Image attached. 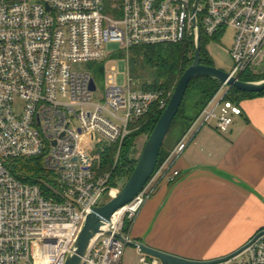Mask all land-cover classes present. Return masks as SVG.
Masks as SVG:
<instances>
[{
	"label": "built area",
	"instance_id": "1",
	"mask_svg": "<svg viewBox=\"0 0 264 264\" xmlns=\"http://www.w3.org/2000/svg\"><path fill=\"white\" fill-rule=\"evenodd\" d=\"M228 30L233 35L227 52L234 60L229 73L238 78L258 73L264 64V0H0V264H65L87 216L101 198L120 192L109 183L112 172L101 173L97 150L104 142L122 148L136 123L155 105L165 109L173 94L143 89L132 77L120 85L110 75L104 98H98L95 72L83 67L115 54L107 50L111 43L120 44L129 58L134 47L197 45L203 33L223 37ZM229 88L222 84L80 264H123L146 201L162 179L180 176L174 164L192 129L214 125L225 133L242 114L226 97ZM40 156L54 182L23 181L8 167L10 160ZM139 251L141 262L161 264ZM220 264H264V229Z\"/></svg>",
	"mask_w": 264,
	"mask_h": 264
},
{
	"label": "crops",
	"instance_id": "2",
	"mask_svg": "<svg viewBox=\"0 0 264 264\" xmlns=\"http://www.w3.org/2000/svg\"><path fill=\"white\" fill-rule=\"evenodd\" d=\"M238 105L242 114L228 132L214 125L192 129L174 164L180 176L159 182L132 227V240L212 260L234 253L264 229V94Z\"/></svg>",
	"mask_w": 264,
	"mask_h": 264
},
{
	"label": "trees",
	"instance_id": "3",
	"mask_svg": "<svg viewBox=\"0 0 264 264\" xmlns=\"http://www.w3.org/2000/svg\"><path fill=\"white\" fill-rule=\"evenodd\" d=\"M213 38L216 37L202 34L201 61L205 65L215 66L208 50V44ZM195 52L196 45L192 41L134 47L130 52V61L141 65L145 70L147 69L148 75L152 76V79L142 80V83L139 85L141 88L146 90H162L168 93L170 91L174 92L181 76L193 64ZM103 72L104 65H98L95 72L97 76H101ZM241 79L244 81L262 80L264 79V72L254 73L248 71L242 74ZM222 84L218 79L206 76L192 79L180 110L163 145L157 168L168 157L170 149L190 130L201 112L220 90ZM263 94L264 91L246 92L240 91L235 87H230L226 97L239 104L244 98ZM165 109H159L155 105L150 113L136 123L138 128L125 140L118 160H116L118 148L116 144L99 147L97 151L101 153V173L112 172L109 181L112 186L119 187L120 180L129 179L138 163L135 151L137 137L143 134L150 136ZM174 130L179 131L178 136L171 145L167 146L168 139ZM8 167L16 177L23 181L37 182L44 180L54 182L52 174L44 166L43 156L13 159L9 161ZM128 227L127 223V229Z\"/></svg>",
	"mask_w": 264,
	"mask_h": 264
},
{
	"label": "water",
	"instance_id": "4",
	"mask_svg": "<svg viewBox=\"0 0 264 264\" xmlns=\"http://www.w3.org/2000/svg\"><path fill=\"white\" fill-rule=\"evenodd\" d=\"M202 42L201 36L196 45V52L193 64L184 72L179 79L177 86L171 96L168 106L163 112L160 120L149 136L143 151L138 159V163L120 192L112 197L105 204H99L87 216L85 224L75 243L73 252L68 256L65 264H80L82 257L89 250L94 239L103 231L104 227L111 221L113 215L132 202L134 198L144 189L152 178L160 158V154L173 125V122L183 103L185 94L192 79L206 76L218 79L222 83H227L230 87H235L240 91L262 92L264 91V79L258 81H244L241 78L232 76L231 73L218 68L217 66L205 65L202 63ZM92 90L96 89L94 79L91 81ZM241 247L234 253L212 260H193L177 255H173L145 244L137 243V247L145 254L158 258L162 264H220L228 261L232 257L245 250L248 245Z\"/></svg>",
	"mask_w": 264,
	"mask_h": 264
},
{
	"label": "rangeland",
	"instance_id": "5",
	"mask_svg": "<svg viewBox=\"0 0 264 264\" xmlns=\"http://www.w3.org/2000/svg\"><path fill=\"white\" fill-rule=\"evenodd\" d=\"M232 35H233V31L228 30L223 37L213 38L208 44V50L211 54L215 66L227 72H230L234 67V60L227 52V49H229L232 45ZM107 50L111 52H115V54L107 57L103 62L100 63L104 65V72L102 73L101 76H97V74L95 73L97 86H98L96 97L104 98L107 78H109L110 75H115L116 82L120 85H125L129 77H132V79L135 80V82L138 85H140L142 83V80L144 79H152V76L148 75L147 69L145 70V68H142L141 65L135 64L134 62L130 61V57L128 58L126 51L122 50L120 44L111 43L108 46ZM100 64H89L87 66H84L83 68L87 70H91L92 72H96L98 65ZM260 72H264V64L258 69V73ZM17 105L18 107H21L23 105V101L19 100ZM178 133H179L178 130L173 131L172 135L168 139L167 146L171 145V143L174 142V140L178 136ZM148 138L149 136L147 134H143L137 137L135 151L138 159L143 151V148ZM104 143L105 145H110V144H106V142ZM122 148H117L116 160H118V156L122 152ZM162 163L160 165H162ZM126 182L127 180L125 179L120 180L119 182L120 190L124 187ZM110 199L111 197L105 196L101 204H105ZM136 244L137 241L133 240L132 243H129L126 246L122 260L123 264H149V263L141 262L140 260L141 253ZM149 261H151L150 258Z\"/></svg>",
	"mask_w": 264,
	"mask_h": 264
},
{
	"label": "bare ground",
	"instance_id": "6",
	"mask_svg": "<svg viewBox=\"0 0 264 264\" xmlns=\"http://www.w3.org/2000/svg\"><path fill=\"white\" fill-rule=\"evenodd\" d=\"M113 194H115V192Z\"/></svg>",
	"mask_w": 264,
	"mask_h": 264
}]
</instances>
